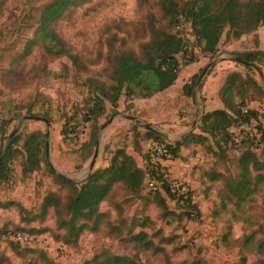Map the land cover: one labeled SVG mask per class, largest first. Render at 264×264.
Masks as SVG:
<instances>
[{
    "label": "rangeland",
    "instance_id": "374dc122",
    "mask_svg": "<svg viewBox=\"0 0 264 264\" xmlns=\"http://www.w3.org/2000/svg\"><path fill=\"white\" fill-rule=\"evenodd\" d=\"M51 1L0 0V117L16 116V120L7 128V134L16 130L23 136L34 131L46 134V127L42 122L23 119L26 110H18L19 107L31 104L32 114L43 118L46 114V119L51 121L46 138L47 164L79 183L87 178V168L95 150L84 162L85 151L81 150V145L87 140L91 128L84 121L82 106L84 100L96 96L95 88L109 84L104 72L108 50L112 48L117 55L124 52L140 55V45L148 40L151 25L154 24L160 31L171 32L170 20L164 16L160 0H78L60 19L50 24V30L77 59V65L64 55H46L41 45L35 46L26 59L14 62L27 40L32 38L40 10ZM260 30L264 43V27ZM229 34L226 27L217 53L213 56L201 52V46H196L195 41H189L187 47L192 54L190 56L188 53L189 57L179 56L181 67L202 62L205 68L216 61L209 74L217 66L220 69L227 61L230 70L253 76L264 89V56H259L255 64L259 72L245 70L231 60L232 54L241 53L254 43L256 45V38L245 39L249 40L245 43L244 36L235 43ZM233 42L238 45L232 46ZM187 58H192L191 63H185ZM218 72L222 73V70ZM78 100L81 101L80 105ZM178 100L179 103L158 101L160 107H165V113L148 123L164 134L171 144L180 142L189 132L198 133L192 100L187 98L185 105H182L179 97ZM195 101V108H201L200 92L196 94ZM253 102L259 108L264 127V98L256 92ZM107 106L105 116L97 121L100 126L99 148L93 170L106 166L111 152L117 147L134 151L138 156L137 164L146 170L145 130L134 123H127L121 117L126 112L131 113L130 105H125L124 110L120 104ZM141 108H134L133 116L145 117ZM74 112L75 121L69 124L71 127L75 125V131L72 132L68 124L65 139L59 144V131ZM78 113L81 117H78ZM109 120L112 121L107 124ZM194 122L196 125L193 128ZM82 125H86L84 130ZM102 133L103 139L100 141ZM160 138L161 142H167ZM236 150L218 159L217 164V159L206 154L203 147L189 145L181 149L174 163L163 167L170 181L185 185L187 192L191 193L199 212L194 217L180 214V208L167 200V207L174 214L166 218L145 184L135 196L116 184L98 207L104 218L96 230H86L75 246L64 244L66 233L57 227L52 210L43 220H31L39 214L40 204L47 194H55L61 199L65 196V191L54 183L48 165L43 164L38 172L24 178L19 173V161H16L13 163L15 172L9 180H0V228L44 232L34 235L32 246L36 253L21 257L12 251L7 242L0 240V264H46L41 253L54 264H83L104 250L115 255L137 256L144 264H166V257L171 264H264V257L259 255L256 248L244 246L247 236H253L255 241L264 240V187L257 185L254 195L239 199L229 193L226 181L223 184L210 183L206 176H202L203 171L220 170L229 178V182L237 181L240 168L236 158L240 149ZM255 153L259 158H264V151L261 152L259 148ZM222 193L229 198L223 199L226 208L221 206ZM10 200L22 204L25 211L20 214L16 206L3 209L2 204ZM139 232H146L156 245L165 249L166 254L137 249L132 236ZM21 242L23 245L29 244L28 240Z\"/></svg>",
    "mask_w": 264,
    "mask_h": 264
},
{
    "label": "trees",
    "instance_id": "16d2710c",
    "mask_svg": "<svg viewBox=\"0 0 264 264\" xmlns=\"http://www.w3.org/2000/svg\"><path fill=\"white\" fill-rule=\"evenodd\" d=\"M77 1L52 0L44 6L39 12L32 38L27 40L23 51L13 61L17 63L26 59L35 46L41 45L46 55H64L77 65V59L69 53L61 39L50 30V24L60 19ZM160 4L164 16L170 20L171 32L160 31L152 24L148 40L140 45V55L135 52L117 55L111 50L112 48L107 52L104 72L109 84L95 88L96 96L84 100L82 106V110L85 111L84 121L89 123L91 128L87 140L81 145V150L85 151L84 162L92 156L99 142L100 126L97 121L105 116L107 104L115 106L121 97L127 100L138 97L150 98L164 92L174 84L181 68L179 56L186 55L183 50L187 42L183 40V31L176 29L180 22L189 25L192 35L197 38L196 46H201V52L212 56L217 53V46L225 35L226 27L230 32V38L235 41L264 27V0H160ZM232 55L231 60L235 64L242 66L245 70L259 72L255 64L259 56H264V52L248 51ZM235 57L246 64L236 62ZM191 61L192 58L185 63H191ZM201 72L202 70L182 87L184 97L195 101L196 84ZM256 92L264 97V89L253 76L231 71L226 74L218 93L223 109L204 113L196 127L198 133L189 132L180 142L171 144L161 142L160 136L145 130V139L165 144L176 159L183 147L201 146L206 154L217 159L215 162L217 164L218 159L225 158L228 152L240 149L236 158L240 168V177L237 181L229 182V178L220 170L203 171L202 176H206L210 183L223 184V181H226L229 193L239 199L243 196L251 197L256 192L257 185L264 187V158H259L255 153L258 148L261 152L264 151V127L260 121L259 112L249 108V103L253 101V95ZM31 108L29 104L26 107H19L18 110H26L25 117H34L35 114L31 113ZM75 115L76 112L64 123L59 132L62 142L65 139L66 127L69 122L75 121ZM44 116L47 118L46 114ZM14 120L16 116L6 119L0 117V180L4 181H8L14 174L13 163H17L16 161H19V173L24 178L38 172L43 164H47L46 135L40 131H34L21 136L16 130L7 134V128ZM47 120L51 123L49 119ZM69 127L72 132L75 131L74 124L72 127L69 124ZM146 154L147 169L144 170L138 166L136 159L127 153L125 147H117L111 152V158L106 166L93 170L84 181L79 183L56 172L47 164L54 183L65 191V196L61 199L55 194H47L40 204L39 214L33 216L31 220H43L48 211L52 210L57 227L66 233L64 244L75 246L86 230L90 228L96 230L97 225L104 218V214L98 211V207L107 199L114 185L120 184L124 191L134 196L139 194L143 184L146 187L147 180L153 174L150 154L148 152ZM150 193L154 195V203L166 218L174 214L168 209L167 200L173 201L180 208L182 215L185 213V216L194 217L198 212L190 192H187L185 197L177 196L172 194L165 184L162 189L150 190ZM224 195V193L221 194V206L226 208L223 199L229 200V198ZM12 206H16L20 214L25 211L24 206L14 200L2 204L3 209ZM90 222L91 225H89ZM43 232L2 227L0 240L7 242V245L12 247V251L21 257L24 254L36 253L32 246L34 235H40ZM16 236L25 237L29 244L21 245L12 239ZM132 242L137 249L166 254L165 249L156 245L146 232L133 235ZM244 243V246H249L251 249L256 248L259 255L264 257V240L255 241L253 236H247ZM40 255L46 264H54L42 253ZM165 259L166 264H171L168 257ZM83 264L144 263L137 256L115 255L104 250Z\"/></svg>",
    "mask_w": 264,
    "mask_h": 264
},
{
    "label": "crops",
    "instance_id": "0c3cea01",
    "mask_svg": "<svg viewBox=\"0 0 264 264\" xmlns=\"http://www.w3.org/2000/svg\"><path fill=\"white\" fill-rule=\"evenodd\" d=\"M250 37H254V39L256 38V45L254 43L252 46L251 45L247 46L248 49L244 50L243 52H248V51H262V52H264V43H263V39L261 37L260 28L257 31H255L254 33L245 36L244 42L247 43V41H249V40H245V39H251ZM234 42L236 43L238 41H234ZM234 42H233L232 46L238 45V44H234ZM228 63L229 62H227V61L224 62L223 66H221L220 69H219V66L215 67L214 70H212V72H210L208 74L206 80H204V82L201 86V90H200V99L202 102V105H201L202 107L201 108L199 107L200 109L195 108V102L191 99L192 100V106H194V113H195V116H197L198 123H199L201 116L204 113H209V112H213L216 110L223 109V105L220 102V99L218 97L219 90H220V88L224 82V78H225L226 74L231 72V71H236L235 69L230 70L231 66ZM203 69L204 68H203L202 62L184 65L183 67L180 68V71L178 73V77L171 87H169L164 92L158 93V94H156L150 98L138 97V98H131L129 100H126V98L121 97L118 100L117 104H120V106L123 107V110L125 109V105H130V107L129 106L128 107H129L130 112H131L130 114L128 112H126L125 114H122L121 115V117H123L122 119L127 121V123L133 124L134 122H131L127 118V116H132V117L136 118L137 120H139L140 122H142V123L144 122V123L148 124L149 122H153L154 119H156L155 117H160V115L165 113V107H163V106L160 107L158 105V101L162 100L163 103L164 102H167V103L177 102V103H179V100H178V97H179L180 100L182 101V105H185V103L187 102V98L182 95V87L189 81L190 78L199 74V72ZM219 70H222V73L220 72L221 74L218 72ZM255 104H256V102H253V101L250 102L249 108L256 110L260 113L259 108L254 106ZM136 107H138V108L142 107L141 111H142L143 116H145V117H140L138 115L133 116L132 113H133L134 108H136ZM106 109H108V106H106ZM198 123H197V126H198ZM116 124H117V122H116ZM195 125H196V122H194L193 127ZM60 142H61V138H60V140H58L59 144H60ZM127 153L129 155H131L132 157H134L136 159V161H138V156L136 154H134V151L128 152V150H127ZM143 160L144 159L141 158L142 162H143ZM169 165L170 164H165V163L163 164L164 167H168ZM138 166L141 167L140 164H138Z\"/></svg>",
    "mask_w": 264,
    "mask_h": 264
},
{
    "label": "built area",
    "instance_id": "2783aa9c",
    "mask_svg": "<svg viewBox=\"0 0 264 264\" xmlns=\"http://www.w3.org/2000/svg\"><path fill=\"white\" fill-rule=\"evenodd\" d=\"M177 30L183 31L182 37L184 42L189 41H195L197 38L192 35L189 25L184 24L182 22L179 23V25L176 27ZM187 44L184 46V50L186 52V57L191 56L192 52L191 49L189 50L187 47ZM189 50V52H187ZM189 53V55H188ZM189 59V58H187ZM78 104H81V101L78 100ZM78 117H81V114L78 113ZM84 126L82 125L83 130ZM146 151L150 154V161H151V169L153 170V174L149 177V179L146 182V187L149 190H160L163 187H165V184H167V187L169 188V191L172 194H176L177 196L185 197L187 194V188L185 185L177 182H172L169 180L167 174L163 171V164H172L176 161V158L174 154L167 148V146L163 143H160L158 141L147 139L143 143ZM12 239H15L18 241L21 245V240H26L25 237L22 236H16L12 237Z\"/></svg>",
    "mask_w": 264,
    "mask_h": 264
},
{
    "label": "water",
    "instance_id": "95a60500",
    "mask_svg": "<svg viewBox=\"0 0 264 264\" xmlns=\"http://www.w3.org/2000/svg\"><path fill=\"white\" fill-rule=\"evenodd\" d=\"M234 60L236 62H239L241 64H246L245 62H243L242 60H240L239 58H234ZM216 61H213L211 63H209L203 70L202 72L200 73L199 77H198V80H197V84H196V94H199L200 92V89H201V86H202V83H203V80L205 78V76L208 74L209 70L214 66ZM127 118L131 121V122H134L136 125H139L140 127H142L144 130L148 131V132H151L153 134H156L158 136H161L163 137L168 143H169V140L167 139V137L162 134L160 131L154 129L153 127H151L149 124H145V123H142L140 122L139 120H137L136 118L132 117V116H127ZM23 119L25 120H28V121H36V122H42L45 127H46V138L48 137L49 135V129H50V124L48 122V120L46 118H43V117H39V116H35V117H24ZM112 120H109L107 122V124L111 123ZM106 125H104L102 127V129H104ZM194 128V127H193ZM103 139V133L102 135L100 136V141H102ZM98 148H99V144H97L95 150H94V154L92 156V159L89 163V166L87 168V171H88V174H87V177L91 174L93 168H94V165H95V162H96V159H97V156H98ZM47 150H48V142H46V153H47Z\"/></svg>",
    "mask_w": 264,
    "mask_h": 264
}]
</instances>
